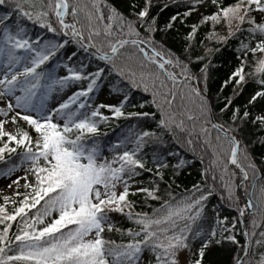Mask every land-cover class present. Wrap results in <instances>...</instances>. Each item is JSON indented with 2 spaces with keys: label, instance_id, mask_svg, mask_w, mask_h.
I'll return each instance as SVG.
<instances>
[{
  "label": "snow or ice",
  "instance_id": "obj_1",
  "mask_svg": "<svg viewBox=\"0 0 264 264\" xmlns=\"http://www.w3.org/2000/svg\"><path fill=\"white\" fill-rule=\"evenodd\" d=\"M0 179V264H264V0H0Z\"/></svg>",
  "mask_w": 264,
  "mask_h": 264
},
{
  "label": "trees",
  "instance_id": "obj_2",
  "mask_svg": "<svg viewBox=\"0 0 264 264\" xmlns=\"http://www.w3.org/2000/svg\"><path fill=\"white\" fill-rule=\"evenodd\" d=\"M110 2H118V0H110ZM222 2L227 4V3L233 2V0H222ZM232 51H233V49L231 47L225 48L224 50H222L221 53H217L213 57L214 67L212 69H210V77L211 78L209 80V88H210V95H211L214 103H217V101H216V95L218 92L217 81L220 78H222L223 74L225 72H227L228 69L234 63V58L231 56ZM226 61H227V63H226ZM120 123H123V121H121ZM21 124H23V122H21ZM101 127H102V131L106 132L109 136L113 135L114 130L116 132H119V129L116 128L115 123L111 124L110 126H103L102 125ZM214 135H215V133H213V136ZM186 156H187V159L190 161V166L183 171V174H182L180 180L178 181V183L181 184V188L177 189V191H182L185 186L191 187L192 182L203 179V177H201L199 175V173L203 170L204 167H206L209 164L210 159H211L210 153L208 155H205L204 161L202 164L200 162L199 157L193 158L191 153H187ZM257 158H259V154L257 155ZM217 175H219L218 172H217ZM21 183H23V180H21ZM20 190L23 191L22 188ZM11 195H9V196H11ZM2 202H3V196L0 197V203H2ZM215 203H216V201L213 200V204H215ZM230 212L232 215H235V212L233 210L227 209V208L222 213V215H228ZM129 226H131V225L128 223H125L123 225V227H129ZM14 230H15V227L13 228V231ZM110 235H112L114 239H117V240L120 239L118 233H113ZM241 243H243V239H241ZM230 259H231L230 249H223V248L218 249L217 252L215 253V255L213 256V260L216 262V264H229Z\"/></svg>",
  "mask_w": 264,
  "mask_h": 264
},
{
  "label": "rangeland",
  "instance_id": "obj_3",
  "mask_svg": "<svg viewBox=\"0 0 264 264\" xmlns=\"http://www.w3.org/2000/svg\"><path fill=\"white\" fill-rule=\"evenodd\" d=\"M7 127H8V125H6V128ZM8 183H9V181L0 179V197H2L4 195H11L12 194L15 186H13V188H8L6 186Z\"/></svg>",
  "mask_w": 264,
  "mask_h": 264
}]
</instances>
